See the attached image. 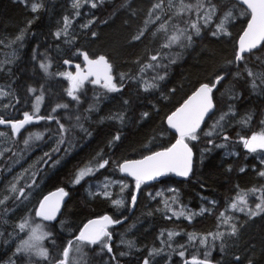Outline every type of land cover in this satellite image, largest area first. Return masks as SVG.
Instances as JSON below:
<instances>
[{
    "label": "trees",
    "instance_id": "trees-1",
    "mask_svg": "<svg viewBox=\"0 0 264 264\" xmlns=\"http://www.w3.org/2000/svg\"><path fill=\"white\" fill-rule=\"evenodd\" d=\"M76 2L0 0V85L8 88L12 101V106L7 102L9 115L4 111L6 114L0 112V116H14L15 111L17 115V109L27 107L28 91L33 89L45 96L41 116L54 118V122L42 123L50 134L37 144L22 147L18 140L8 138L11 143L0 146V199L6 197L8 186L18 180L24 188L33 180L39 185L32 198V210L50 191L63 187L69 193L59 219L48 224L53 235L45 240L49 252L47 260L16 252L12 236L20 233L18 225L24 219L23 209L14 211L4 220V209H0V264H54L62 259L63 248L88 219L105 214L121 220L108 229L112 252L99 245L87 246L84 252L87 264H143L146 257L150 264H183L193 255L203 259L205 247L199 240L208 237L211 242L210 234H227L232 224L237 226V235L225 236L224 253L219 251L221 241L215 242L217 247L209 257L211 262L264 264V213L249 218L229 208L239 195L253 189L264 194V177L258 174L264 170V163L240 141L241 136L249 138L264 131V45L245 56V60H235L237 40L249 18L241 14L244 8L235 0H211L215 14L207 27H201V35H193L192 42L185 47L176 44L174 48H164L176 28L197 19L195 9L180 12L181 2L195 5L197 0H171L170 5L169 0H163L159 19L150 13L160 0H79V8L74 6ZM91 2H96L97 7L92 8ZM202 2L204 9L210 7L209 0ZM33 4L38 6L35 12ZM229 12L231 18L226 27L229 35L212 36L211 32ZM64 19L66 34L71 31L67 42L55 36V32L63 28ZM162 24L164 29L160 27ZM141 31L144 32L141 39L134 40ZM77 50L86 51L90 58L104 55L112 65L115 82L122 85V89L108 92L101 87H86L78 93V103L70 100L66 94L67 80L59 78L54 70L63 59L79 63ZM157 52L161 57L167 54L163 59L167 68L155 71L167 74L158 83L154 82V77L149 83L148 74L154 68L146 65L157 63L151 60ZM173 57L174 63L171 62ZM42 63L49 65L48 72L40 67ZM142 68L146 69L142 72ZM248 71L254 75L248 76ZM220 74L225 78L213 91L215 111L204 122L200 138L189 145L194 156L187 179L168 177L138 192L128 190L121 213H117L113 197L89 196L85 187L73 183L78 169L93 168L105 159L108 165L87 180L99 181L105 177L125 180L118 174L119 164L174 143L175 135L166 127V117L202 83L213 82ZM139 77L147 81L144 84L149 89L152 84L157 87L146 91L138 82ZM5 103L2 101L1 107ZM64 104L68 107H57ZM221 115L225 117L222 121ZM217 121L218 127L212 130ZM58 122L64 125L62 133L56 126ZM210 130L213 136L203 135ZM117 135L119 140L114 139ZM209 140L213 143L209 144ZM57 148L58 151H53ZM149 188L174 190L170 195H174L180 208L200 211V214L190 222L168 219L166 201L145 191ZM133 192L137 194L134 207L130 199ZM168 233L178 235H173L171 247L164 245L158 259L151 261L153 255L149 254L152 249H158V237ZM190 235L196 239L189 240ZM176 236L179 238L175 239ZM180 250L185 251L182 260L178 257ZM237 255L239 261L234 259Z\"/></svg>",
    "mask_w": 264,
    "mask_h": 264
},
{
    "label": "snow or ice",
    "instance_id": "snow-or-ice-1",
    "mask_svg": "<svg viewBox=\"0 0 264 264\" xmlns=\"http://www.w3.org/2000/svg\"><path fill=\"white\" fill-rule=\"evenodd\" d=\"M102 2V0H101ZM243 5H246V9L242 12V15H249L250 19L247 20V27L243 29V34L239 37L238 41V51L235 54V60L237 62L245 60L243 55L246 52H251L253 49H256L258 46L264 45V0H240ZM171 0H169V5ZM209 5L207 9H204L202 0H197L196 4H184L181 2L180 12H192L195 9L197 19H190L186 22L184 28H176L173 35L169 37L167 43L163 45L164 48H171L173 45L179 44L180 47H185L190 44L193 40V35L199 37L201 35V27H207L211 23L212 16L215 14V6L211 5V0H209ZM79 8V0L74 5ZM37 4L32 5V11H37ZM91 7L96 8L97 3L91 2ZM158 11H163V0H160V3H157L153 6V11L150 15L155 16L156 19H159ZM203 11V14L201 12ZM231 18V12L225 15L224 19L216 26V30L211 32V35L214 37H219L220 35H229L226 24ZM202 21V25L199 23ZM94 21H90L92 23ZM88 27V25H84ZM161 29L165 28V25L162 24ZM191 30V31H190ZM59 37L60 33L56 34ZM95 36V33H92ZM144 35V32L141 31L138 35L134 36V40H139ZM77 55L83 57L84 68H81L80 64L75 65V73L66 72L61 73L60 75L66 77L70 82V86L67 89V96L70 97L73 101L77 103L80 100L78 93L83 88L85 82H88L92 85H100L102 88L108 92H117L121 90V87L117 86V83L114 81V77L111 74L112 65L109 63L108 59L104 55H99L97 58L93 59L89 57V54L86 51L77 50ZM167 58L161 57V53L151 56L152 61H157L155 65L148 64L147 68H167V64L163 63V59ZM171 62H175V58H171ZM71 61L65 60L64 64L69 65ZM40 67L48 72L49 65L42 63ZM143 72L144 69L142 68ZM166 71L164 75H157L154 77V80H163L166 76ZM252 71H248V76H253ZM224 74L217 75L215 80L210 83H202L199 88L190 96L179 108H177L171 115L167 116V126L169 129L175 131V142L171 143L170 146H164L159 151H151L150 154L144 155L141 159H129L125 160L122 164L119 165V172L126 174L134 178L135 189L139 191L141 185L146 181L154 180L158 177H163L169 173H174L176 176L187 178L192 172L193 168V148L190 147V142L197 141L200 138L202 129L201 125L205 122V117L212 112L214 108L213 104V91L217 88V85L224 79ZM121 81L124 79L123 76L120 77ZM150 87H155V84L149 85ZM147 91V88L145 89ZM41 97H37L36 111L39 110V103ZM127 103V101H125ZM57 107L67 108L68 105H57ZM55 111V109H53ZM147 113H144V116H147ZM43 120V116H34L30 115L28 112L23 113L22 120H6L3 116H0V125L9 124L11 126L12 133L18 134L25 125L30 124L33 120ZM48 120L54 119L53 117H47ZM123 119V117H121ZM220 121L224 120V115L220 116ZM59 123V122H58ZM219 125V121L212 125V130H215ZM60 132L64 131V125H59ZM203 132L204 136H212L213 131ZM3 135V132H0V136ZM42 136L39 133L30 134L27 139L24 140V144L29 145L30 141L40 140ZM115 140H119L120 137L117 135ZM224 139L227 140V135L224 136ZM240 141L243 144V147L248 150L250 153H264V131L253 134L249 138L243 136L240 137ZM209 144H212L213 141L209 140ZM61 143H63V137H61ZM59 149H54L53 151H58ZM45 155H48L45 153ZM261 163H264V155L260 157ZM109 161L107 159L103 160L102 163H99L98 169L105 168L108 165ZM97 169V170H98ZM241 171H245L244 168H241ZM94 173L92 167H86L81 169L75 177L74 183L80 184L85 177ZM261 177H264V170H260L258 173ZM35 180L32 181V184H28L27 187L31 188L35 184ZM121 185V191L128 187L124 181H117ZM108 183L103 185V188H107ZM18 191V195L15 196L16 200H20L21 197L26 198V193L24 187H20L18 190L15 185L12 186V192L15 193ZM174 191V190H172ZM253 191H260L253 189ZM69 193L65 191L63 187L58 188L56 191L45 195L42 200L39 201V207L35 210V217L41 218L42 221L50 222L55 221L57 218V213L60 211L61 203ZM104 196H108L109 193L105 191ZM131 205L134 207L137 201V194L133 192L131 194ZM259 202L255 203L254 209L248 207V202L242 195L240 199L231 204V208L239 212H246L249 218L256 217L264 213V194L261 197H258ZM4 203V199H0V204ZM114 205L123 207V201L121 199H116L113 201ZM214 203V202H213ZM238 205H243L238 207ZM171 211V208H169ZM201 211H205L202 209ZM173 215L184 216L185 213L181 210L179 213H173ZM223 216L224 213H221ZM185 218L191 220V215L189 214ZM121 220L113 219L110 215H103L97 219H90L84 226L79 229L78 235L74 237L73 240H69L67 245L63 248L62 259L54 261V264H69V254L70 250L80 255L79 264H87L86 255L84 253L85 246H101L106 248L109 253L112 252V246L107 242L111 240V233L108 231V227L113 224L120 223ZM227 222V221H226ZM18 228L21 232L25 229L28 231L27 239H22L20 244L17 246V253H27L29 258L33 255L41 257L45 260L49 257L48 249L44 246L43 242L53 235L51 229L43 223H35L30 221L28 218H25L21 223H19ZM238 233L237 226L235 224L231 225V230L227 234L224 232L210 234L212 237L211 242H209L208 237L201 238L199 244L205 247L203 252V259L193 255L190 259H185L183 264H212L209 259L211 251L215 250L217 245L216 241L219 240V251L221 253L225 252V236L234 237ZM173 235H178V233H169V241L172 239ZM189 240H195V236H189ZM55 241H53L54 243ZM171 247V245H168ZM183 249V245L180 246ZM163 251V249H161ZM155 252V250H154ZM150 256L153 253L149 254ZM178 255L183 258L185 257V251L180 250ZM236 261L240 260V257L237 255L234 257ZM72 264H77L74 260ZM143 264H150L149 258H145ZM251 264V262H250Z\"/></svg>",
    "mask_w": 264,
    "mask_h": 264
},
{
    "label": "rangeland",
    "instance_id": "rangeland-1",
    "mask_svg": "<svg viewBox=\"0 0 264 264\" xmlns=\"http://www.w3.org/2000/svg\"><path fill=\"white\" fill-rule=\"evenodd\" d=\"M75 1H77V0H75ZM226 14H228V13H226ZM225 15H224V17H225ZM224 17L221 20H223ZM229 21H230V19H229ZM62 27L63 28H61L59 31H56L55 32V36L57 37L56 34L57 33H60L59 37H57V38H61L63 40V42H67V37H68V35L71 34V31H69V34H66L67 32L65 30V19H64V21L62 23ZM226 27H227V24H226ZM182 28H184V27H182ZM167 41H168V39L166 40V42ZM171 48H174V45ZM54 71L58 73V77H64V76H62L60 74L61 73H66V71L64 69H62L61 67L55 68ZM67 72H70V71L68 70ZM143 75L141 74L140 77H143L144 78ZM148 75H149V78H148L147 81L150 83L151 80H152V78L153 77H156L158 74L156 73L155 69H153V72L152 73H149ZM140 77H139L138 82L139 83H142L141 84V87L142 88L145 87V88L149 89L148 85L144 84V83H147V81L146 80L145 81L141 80ZM159 81L160 80H158V79L154 80V82H156V83H158ZM69 84H70V82H69ZM117 86L119 87L120 84H117ZM83 87H88V86H83ZM155 87H157V86H155ZM83 89H85V88H83ZM151 89H153V87ZM151 89H149V90H151ZM30 93L34 95L33 100H36V102H32L31 114L30 115L38 116L39 113L41 112L42 106L45 104V96L41 92H38V93L35 94V92L33 90H31ZM37 97H41V100H40V103H39V110L38 111H36ZM10 98H11V96H10V92H9L8 88L5 87V86H3V85H0V108L3 109V110H0V112H3V113L6 112L8 114L9 111L6 108L7 105H8L7 102H9V104H11V106H12V101L9 100ZM70 100H72V99L70 98ZM2 101H6L4 107H1V102ZM14 114H16V111L14 112ZM45 122L51 123V122H54V121H53V119L52 120H48L47 119V120H45ZM59 125H60V123L57 124V127L58 128H59ZM43 126L44 125L41 126L40 123H38L36 126H34V129H29L26 132H24L22 136L20 135L19 138H18V144H19V146H22V147H27L28 146V145L26 146L24 144V140L27 139L30 134L39 133L42 136V138L44 136L48 135L49 134L48 131H44L42 133L38 132V130L39 131H43V129H44ZM6 133L7 132H3V135L0 136V146H3V145L6 146L7 143H11L10 141H8L6 139V137H5V134ZM40 141H41V139L40 140L30 141L29 145L30 144H37ZM1 143H3V144H1ZM7 150L10 151V147H8ZM262 155H264V153L257 152V156H258L259 159H260V157ZM93 169H94V173L91 174V175H89V176H87V177H85V179L80 184H78V185L85 187L86 193L89 196L94 195V194H103L105 191H107L109 193V195L107 197H113L114 200L121 199L123 201V207H120V206L115 205V207L117 208V210H116L117 213H121V211L124 209L125 204H126V201H125V193L128 190H130V189H133L135 191V182H133V181L132 182H129V181L122 180V181H124L125 184L128 185V187L125 188L123 191H121V185L119 183H117V181H121V180L114 179L113 177H111V178L110 177H105V178H103V179H101L99 181H96V180H87L89 177H92L96 173L99 172L98 166L93 167ZM14 170H16V169H14ZM78 172L76 173V175L78 174ZM76 175H75V177H76ZM19 182L20 181L18 180V182L10 184L8 186V189H7L6 193L4 194L6 196L5 198H3L4 199V203L3 204H0V209L1 208L4 209V212L2 213V219L4 220L7 217L12 216L13 213H14V211L23 209V210H21V213L24 216V219L25 218H28L30 221H34L35 223H43V224H45V222L39 220L38 217H35L34 213H35L36 207L34 206L33 210H32V207H31V202H32L33 195L36 192V190L39 189V185H37V183L35 182V184H33L31 188H29V187L24 188L25 189V193H26V198L25 197H21L20 200H16L15 199V196L18 195V191L15 192V193H13L12 192V186L15 185L16 188H17V190H18L20 188ZM73 183H74V181H73ZM84 183H86L87 185L84 186ZM105 183H108V187L107 188H103V185ZM75 185H77V184H75ZM141 186H143V185H141ZM143 188L144 187H140V189H143ZM145 191H147L149 194H152L153 197L159 196L160 198H162L163 200L166 201V202H164V205H165V214L167 215V218L168 219L186 220V221H189L190 222L193 218L196 219L195 216H197L198 214H200V211H197V212L194 211L193 212L192 209H190V210L186 209L188 211H185L182 208H180L179 205H178L179 203L174 200V195H170V193L172 192V190H170V189H167L166 190V189H163V188H157V189L151 190V188H149V189H145ZM242 195L247 200L248 207L249 208H252V209H254L255 203H258L259 202L258 197H261L262 196L261 193H260V191H255V192L254 191H250V192H247V194H241V195H239L233 202L238 201ZM231 204L229 205V208L231 210L236 211L238 213H245L246 214V212H239L237 210L232 209L231 208ZM240 206H243V205H238V207H240ZM177 207H179V208H177ZM24 208H27V209H24ZM169 208H171V211L169 210ZM181 210L184 211V213H185L184 216H179L178 217L177 215H173L174 212L175 213H179ZM189 214L192 217L191 220L185 218ZM223 216H225V215H223ZM117 224H119V223H117ZM48 226L49 225H47V227ZM19 232L20 233H18L15 237L12 236L14 238L13 241L16 242V248L20 244V242H21L22 239H27V235H28L27 229H25L23 232H21L19 230ZM168 234H166L165 237H158V240H157V248L158 249H152L151 250V252L153 253V258L151 259V261L157 260L158 257L160 256L161 249H163L164 245H169L170 244V241L171 240L169 241ZM176 238H179V237L176 236L175 239ZM111 241H112V237H111V240H108L107 242L110 243ZM73 242L75 243V241H73ZM43 244L45 246V241L43 242ZM90 248H92V247H90ZM86 249H87V247L85 246L84 252H85ZM154 250H155V252H154ZM32 257L37 258V259H43L41 257H37V256H34V255ZM178 257H179V260H182V258L180 256H178ZM74 260L77 262V264H79V262H80V255L77 254V253H75L74 251H71L70 250V254H69V264H72V261H74ZM114 264H117V263H114Z\"/></svg>",
    "mask_w": 264,
    "mask_h": 264
},
{
    "label": "water",
    "instance_id": "water-1",
    "mask_svg": "<svg viewBox=\"0 0 264 264\" xmlns=\"http://www.w3.org/2000/svg\"><path fill=\"white\" fill-rule=\"evenodd\" d=\"M235 1H236L237 4H239L242 8L246 9L247 6H246V5H243V4L240 2V0H235ZM248 19H250V16H249ZM246 27H247V23H246L245 28H246ZM245 28H244V29H245ZM242 34H243V31H242L241 35H242ZM241 35H240V36H241ZM240 36H239V37H240ZM238 41H239V38H238V40H237V51H238ZM259 48H260V46H258L256 49H253L251 52L256 51V50L259 49ZM251 52H246V53H244L243 55H244V56H247V55L250 54ZM81 59H82V63L84 64V62H83V57H82V56H81ZM94 59H95V58H94ZM64 61H65V60H63V61L61 62V65H62V66H66L67 68H73L74 73H75V71H76V69H75V65H76V63H72V62H71L69 65H65V64H64ZM77 64H78V63H77ZM81 68L83 69L84 67L82 66ZM111 74H112V71H111ZM198 88H199V87H198ZM195 91H196V90H195ZM195 91H194V92H195ZM194 92H193V93H194ZM193 93H192V94H193ZM192 94H191L190 96H192ZM190 96H189V97H190ZM189 97H188V98H189ZM188 98H187V99H188ZM187 99H186V100H187ZM186 100H185V101H186ZM185 101H184V102H185ZM184 102H183V103H184ZM183 103H182V104H183ZM182 104H181V105H182ZM213 104H214V108H213L212 112H210L209 115L205 117V121H206V120H207V119H208V118L214 113V111H215V103H214V101H213ZM181 105H180V106H181ZM180 106H179V107H180ZM179 107H178V108H179ZM175 110H176V109H175ZM175 110H174V111H175ZM174 111H173V112H174ZM169 115H171V113H170ZM165 125H166V127L168 128V126H167V117H166V119H165ZM203 125H204V123L201 125V128L203 127ZM0 126H1V127H4V128H11V126H10L9 124L0 125ZM168 129H169V128H168ZM169 130H170V132H172V133L175 135V131H174V130H172V129H169ZM157 151H159V150H157ZM193 156H194V155H193ZM139 159H141V158H139ZM123 162H124V161H123ZM123 162H122V163H123ZM122 163H121V164H122ZM119 173H120V172H119ZM190 175H191V173H190ZM190 175H189V176H190ZM120 176H123L124 178H128V179H133V180H134V178H132V177H130V176H127L126 174H122V173H120ZM168 176H170V177H172L173 179H176V180H184V179H187V178L189 177V176H188L187 178H184V177L176 176L174 173H169V174L166 175V176L158 177V178H156V179H154V180H151V181H146V182H144V184L155 183L156 181L163 180V179H165V178L168 177ZM54 191H56V190H54ZM54 191H51V192H54ZM51 192H48L46 195H48V194L51 193ZM44 196H45V195H44ZM44 196H43V197H44ZM67 198H68V196H66V197L64 198V200L62 201V203H61V207H60V211L57 213V218H56V220H57L58 217L61 215V213H62V209H63V207H64V205H65V202H66ZM42 199H43V198H42ZM42 199H41V200H42ZM38 207H39V204H38ZM92 219H97V218H92ZM87 222H88V221H87ZM87 222H86V223H87ZM86 223H84V224H86ZM83 226H84V225H83ZM83 226H82V227H83ZM110 226H111V225H110ZM110 226H109V227H110ZM82 227H81V228H82ZM212 264H213V263H212Z\"/></svg>",
    "mask_w": 264,
    "mask_h": 264
},
{
    "label": "flooded vegetation",
    "instance_id": "flooded-vegetation-1",
    "mask_svg": "<svg viewBox=\"0 0 264 264\" xmlns=\"http://www.w3.org/2000/svg\"><path fill=\"white\" fill-rule=\"evenodd\" d=\"M94 59V58H93ZM79 63H82L81 62V59L79 60ZM69 69L67 68V67H65V71L67 72ZM85 85L86 86H88V87H95L94 85H92V84H89L88 82H85ZM33 90V89H32ZM30 91H31V89L28 91V95H29V103H32V102H36V100H33V97H34V95L33 94H31L30 93ZM34 92H35V94L36 93H38L39 91L38 90H33ZM29 105V104H28ZM18 119V118H17ZM37 124H35V123H30V124H27L26 125V128L29 130V129H34V126H36ZM0 132H3V131H1L0 130ZM166 178H168V177H166ZM161 180H159V181H156L157 183L158 182H160ZM103 216V215H102ZM99 217H101V216H99ZM93 218H97V217H93ZM114 226V225H113Z\"/></svg>",
    "mask_w": 264,
    "mask_h": 264
},
{
    "label": "bare ground",
    "instance_id": "bare-ground-1",
    "mask_svg": "<svg viewBox=\"0 0 264 264\" xmlns=\"http://www.w3.org/2000/svg\"><path fill=\"white\" fill-rule=\"evenodd\" d=\"M82 62V61H81ZM158 128V127H157ZM213 136V135H212ZM215 141V140H214Z\"/></svg>",
    "mask_w": 264,
    "mask_h": 264
}]
</instances>
